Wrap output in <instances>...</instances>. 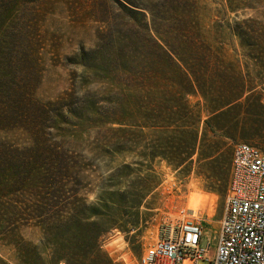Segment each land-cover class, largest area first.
<instances>
[{
    "label": "rangeland",
    "instance_id": "obj_1",
    "mask_svg": "<svg viewBox=\"0 0 264 264\" xmlns=\"http://www.w3.org/2000/svg\"><path fill=\"white\" fill-rule=\"evenodd\" d=\"M139 1L155 10L156 24L162 30L176 22L159 18L167 16L168 8L180 9L200 30L203 40L231 63L237 90L243 89L248 99L234 110L236 121L226 122L229 138L199 125L195 149L188 157L189 135L176 137L160 124L118 126L106 117L96 122L95 107L106 111L113 104L125 107L127 101L135 105L138 99L151 101L156 111L171 105L170 88L160 85L152 91L131 93L119 85L112 88L105 74L92 69L94 61L89 56H78L80 49L94 47L108 16L119 20L117 11L103 0H0L1 20L5 18L2 11L13 7L14 12H29L28 20L40 28L39 84L34 96L47 105L43 134L79 158L87 177L80 196L86 198L87 206L98 207L96 197L104 186L119 188L120 198L99 207L101 214L114 213L115 228L101 239V249L111 264H140L164 225L177 220L201 223L211 255L224 211L234 146L247 143L264 154V39L258 38L261 33L264 36V0ZM246 19L252 20L247 30L252 38L231 34L229 26ZM198 100L189 97L192 104ZM0 140L18 148L29 144L22 130L0 132ZM193 195L206 198L202 217L187 211ZM4 234L0 231V257L6 264H14L13 248L2 241ZM19 236L31 247L42 238L34 226L23 227Z\"/></svg>",
    "mask_w": 264,
    "mask_h": 264
},
{
    "label": "trees",
    "instance_id": "obj_2",
    "mask_svg": "<svg viewBox=\"0 0 264 264\" xmlns=\"http://www.w3.org/2000/svg\"><path fill=\"white\" fill-rule=\"evenodd\" d=\"M103 1L117 11L119 20L108 16L94 47L80 49L78 56H89L92 69L105 74L112 88L119 85L127 93L152 91L160 85L170 88L171 105L156 111L151 101L138 99L135 105L127 101L125 107L113 104L106 111L95 107L94 120L106 117L118 126L132 123L147 128L160 124L176 137L189 135L188 157L195 149L199 125L229 138L226 122L236 121L234 110L248 99H242L243 89L237 90L231 63L203 40L180 9L168 8L167 16L159 18L176 22L162 30L155 10L144 2ZM2 13L0 132L22 130L29 139L21 148L0 140V231L6 233L2 241L12 246L14 264H111L101 239L115 228L114 213L101 214L99 207L120 198L119 188L104 186L96 197L98 207L86 205V198L80 196L86 170L79 158L43 134L47 105L34 96L39 84L40 28L28 20L25 10L6 7ZM251 22L234 21L231 34L252 38L247 32ZM258 38L264 39L263 34ZM189 97L199 100L192 104ZM28 226L40 230L42 238L35 247L19 236L20 229ZM0 264H6L1 257Z\"/></svg>",
    "mask_w": 264,
    "mask_h": 264
},
{
    "label": "built area",
    "instance_id": "obj_3",
    "mask_svg": "<svg viewBox=\"0 0 264 264\" xmlns=\"http://www.w3.org/2000/svg\"><path fill=\"white\" fill-rule=\"evenodd\" d=\"M200 222L171 221L140 264H264V154L239 143L231 157L225 206L210 255Z\"/></svg>",
    "mask_w": 264,
    "mask_h": 264
},
{
    "label": "bare ground",
    "instance_id": "obj_4",
    "mask_svg": "<svg viewBox=\"0 0 264 264\" xmlns=\"http://www.w3.org/2000/svg\"><path fill=\"white\" fill-rule=\"evenodd\" d=\"M205 207L206 198L204 196L193 195L188 202L187 211L193 215L195 214L199 217H202L205 212ZM212 211L213 209L211 208L209 212L211 213Z\"/></svg>",
    "mask_w": 264,
    "mask_h": 264
},
{
    "label": "crops",
    "instance_id": "obj_5",
    "mask_svg": "<svg viewBox=\"0 0 264 264\" xmlns=\"http://www.w3.org/2000/svg\"><path fill=\"white\" fill-rule=\"evenodd\" d=\"M245 94H247V93H245ZM244 98H245V95H244V97L242 99H244Z\"/></svg>",
    "mask_w": 264,
    "mask_h": 264
}]
</instances>
